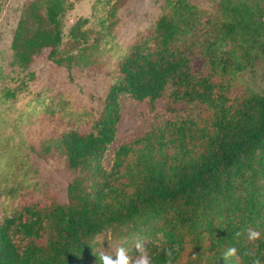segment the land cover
<instances>
[{
	"label": "trees",
	"instance_id": "16d2710c",
	"mask_svg": "<svg viewBox=\"0 0 264 264\" xmlns=\"http://www.w3.org/2000/svg\"><path fill=\"white\" fill-rule=\"evenodd\" d=\"M166 1L168 11L119 63L91 129L67 132L56 142L74 175L67 202L25 204L5 217L0 264H101L100 253L115 259L99 240L108 232L126 237L125 247L129 241L144 242L152 264H182L186 256V264H226L221 253L233 246L238 259L228 264H252L254 258L264 264V93L233 96L226 77L238 48L264 37V22L246 20L240 10L231 21L208 19L214 35L204 50L207 67L195 75L183 47L203 15L185 0ZM64 12V0L24 6L11 45L17 64L28 66L44 50L49 61L68 71L73 63H88L87 33L78 25L70 37L79 53L60 51ZM223 44L231 49L220 52ZM123 97L147 102L153 112L166 98L162 116L175 113L179 101L204 111L160 121L118 146L107 166ZM247 229L259 231L261 238L248 241ZM169 249L171 257L165 253ZM129 253L132 260L139 255L135 247Z\"/></svg>",
	"mask_w": 264,
	"mask_h": 264
},
{
	"label": "rangeland",
	"instance_id": "374dc122",
	"mask_svg": "<svg viewBox=\"0 0 264 264\" xmlns=\"http://www.w3.org/2000/svg\"><path fill=\"white\" fill-rule=\"evenodd\" d=\"M30 1L34 0H0V222L25 204L44 205L52 199L61 204L67 202L68 185L74 175L56 151L57 140L70 131L86 133L91 129L116 80L119 63L133 43L149 34L159 17L168 11L166 0H64L61 53H79L72 45V27L78 25L80 32L87 33L83 54L88 63H73L68 71L65 65L49 61L47 50L37 54L26 67L15 62L11 45L24 6ZM185 2L203 15L183 47L187 48L195 75L203 74L207 67L204 50L214 35L208 19L231 21L240 17V10L246 20L264 22V0ZM251 42L238 48L233 71L226 76L232 81L233 96L264 93V37ZM219 49L227 51L231 45L223 44ZM167 101H159V112H153L147 102L122 98L118 135L107 153V166L118 146L141 137L160 121L195 117L204 111L201 106L179 101L174 105L175 113L162 116L160 112L166 111ZM99 240L107 244L106 252L115 254L117 247H125L127 238L108 232ZM135 242L129 241L125 247L129 257ZM186 258L182 264H186Z\"/></svg>",
	"mask_w": 264,
	"mask_h": 264
},
{
	"label": "clouds",
	"instance_id": "9594fccd",
	"mask_svg": "<svg viewBox=\"0 0 264 264\" xmlns=\"http://www.w3.org/2000/svg\"><path fill=\"white\" fill-rule=\"evenodd\" d=\"M240 233H237V236H239ZM261 238V233L254 229H247L246 230V239L250 242H255L258 239ZM144 242L136 241L134 243V247L139 251V255L136 256L134 260L130 259V257L127 254V250L125 247L120 246L115 249V259L112 258V255L100 253L98 256L99 261L101 264H152V260L150 256L148 255V250L144 248ZM166 256L171 257L173 255V250L169 249L165 251ZM223 256L226 264H228V261L231 260H237L238 259V250L236 247H227L224 249V251L221 253ZM196 255H193L195 257ZM252 264H261V261L259 258H254L252 261Z\"/></svg>",
	"mask_w": 264,
	"mask_h": 264
}]
</instances>
